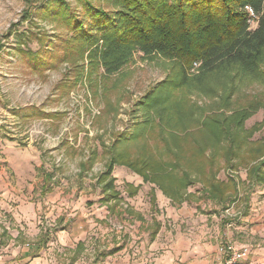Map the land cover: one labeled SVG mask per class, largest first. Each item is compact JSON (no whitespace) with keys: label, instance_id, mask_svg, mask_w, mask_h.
Here are the masks:
<instances>
[{"label":"rangeland","instance_id":"1","mask_svg":"<svg viewBox=\"0 0 264 264\" xmlns=\"http://www.w3.org/2000/svg\"><path fill=\"white\" fill-rule=\"evenodd\" d=\"M59 1L0 0V152L6 148L8 157L31 158L36 166L34 178L22 184V199L0 211V257L10 260L0 264H30L15 259L21 249L34 250L25 245L43 242L39 252L50 264L76 263L84 248L69 255L56 241L59 232L74 225L87 227V233L79 237L88 249L92 245L97 248L110 228L124 243L134 241L135 245L143 235L150 240L162 223L163 213L170 215L171 211L175 216L172 209L187 202L197 205L201 216L209 209L219 215L223 206L204 196L200 177L208 173L220 180L234 177L241 182L250 166L263 160L258 148L264 143V109L246 122L243 135L248 144L232 161L235 168L231 171L225 152L211 148L214 142L201 126L205 118L223 114L220 97L191 88L201 75V64L187 70L183 87L180 64L141 52L120 72L108 76L95 64L97 59H91L90 52L82 51L81 44L72 39L61 18H51L49 10L59 6ZM65 1L81 21V5L77 0ZM97 2L92 1L94 5ZM218 81H205L204 89L218 86ZM178 84L181 87L177 88ZM236 84L225 114L229 116L254 101L264 107V83L246 80ZM159 100L169 101L164 118L176 117L180 104L184 114L181 122L174 118L171 125L160 123L163 117L157 115L161 114L150 109ZM227 146L226 142L222 145L223 149ZM147 160L163 166L158 185L153 183L158 175L152 168V182H147L133 169L119 167ZM110 166L111 178H116V189L122 196L117 205L104 203L113 195L103 193L110 179L102 182V177ZM128 170L130 178L119 173ZM9 172L13 177V171ZM45 173L52 177V192L43 196L38 191V197H30L27 185L34 181V192L37 186L40 189ZM174 179L194 183L187 190L191 199L172 201L163 192L166 187L179 198L167 185L172 182V188H178ZM128 181L135 186L141 183L140 193L132 199ZM240 188L242 197L252 192L242 184ZM87 255L92 254L83 256L88 261Z\"/></svg>","mask_w":264,"mask_h":264},{"label":"trees","instance_id":"2","mask_svg":"<svg viewBox=\"0 0 264 264\" xmlns=\"http://www.w3.org/2000/svg\"><path fill=\"white\" fill-rule=\"evenodd\" d=\"M92 1L77 0L83 9L81 21L65 0H60L59 6H52L49 13L53 19L61 18L72 39L81 44L82 51L90 52L91 59H97H93L95 64L108 76L120 72L135 53L141 52L147 57L159 56L180 64L183 87L187 82V70L196 63L201 64V75L191 88L195 86L203 93L220 97V110L223 111L218 116L205 118L201 126L214 142V145L210 143L211 148L225 152L226 165L233 171L232 161L248 144L243 135L245 124L264 107L260 101H254L229 116L224 111L230 105L236 83L246 80L264 83V0H97V6ZM246 7L257 15L254 29ZM213 78L219 79V85L205 90V81ZM181 86L178 84L177 88ZM166 100H159L150 108L161 114L158 118L166 111L169 102ZM176 110V117H163L160 123L171 125L174 118L181 122L184 114L180 104ZM225 142L230 145L227 149L222 147ZM258 149L263 160L250 166L247 181L264 185V143ZM126 165L147 182H152L149 177L152 168L158 175L153 183L159 184L157 179L163 166L148 160ZM112 172L113 166H110L102 177V182L110 179L105 192L113 194L105 199L106 203L111 199L119 200L120 196L114 192ZM174 180L178 188H172V182L167 185L179 195L178 199L160 186L172 201L183 202L184 197L188 198L185 192L194 183ZM199 182L204 187V196L221 204L224 210L237 201L239 184L234 177L222 181L207 173Z\"/></svg>","mask_w":264,"mask_h":264},{"label":"crops","instance_id":"3","mask_svg":"<svg viewBox=\"0 0 264 264\" xmlns=\"http://www.w3.org/2000/svg\"><path fill=\"white\" fill-rule=\"evenodd\" d=\"M1 150L0 211L5 210L11 203L14 204L22 199V184L27 178L32 180L36 171V166L32 163L31 158L27 159L20 155L8 157L6 148ZM37 167H39L38 164ZM119 167L130 169L127 165H119ZM9 170L13 171V177L9 176L11 175ZM129 172V170L119 171L120 174L130 178ZM218 179L220 180V178ZM237 181L239 184L237 201L226 210L223 209L221 214L212 213V209H209L204 217L199 215L197 205L193 207L188 202L184 203L179 208L172 209L175 216L171 211L170 215L163 213L162 219L159 220V223H162L153 232L151 239L148 240V237L143 235L141 241L136 242V246L134 241L125 243L121 241L118 232L110 228L106 230L107 237H102V240L98 241L97 248L92 245L87 249L79 236L84 235V232L87 233L88 229H86L87 227L83 229V226L80 225H74L72 229L59 232L56 241L58 240L59 245L67 249L69 255L83 248L84 255L92 254V256L87 255L88 261L83 258V255L77 259L76 263L74 261L72 264H216L224 259L221 249L228 245L237 249L250 248V257L242 264H264V185L251 183L247 181V178L241 182ZM30 182L32 183L27 185L30 197H38V191L43 196L52 192L50 189L52 177L47 173L40 183V189L37 186L35 192V183L34 181ZM115 183L114 192L119 194V200H122ZM128 183V196L132 199L139 192L137 189L141 183L136 186L132 185L130 181ZM241 184L252 192H248L242 197ZM134 188L136 189L131 191ZM103 193L107 194L105 191ZM185 196L190 199L193 197L188 194V191L185 192ZM157 198H159L158 195ZM119 200L111 199L109 203H104L117 205ZM110 205L109 210L111 209ZM129 206V204L125 205L126 210L129 209ZM127 212L129 216L133 215L130 209ZM165 212H168V209ZM137 218L143 220L140 215ZM77 239L80 241L77 242ZM13 241L11 240V242ZM43 243L32 246L25 245V248H34L32 251H36L32 252L27 249L22 251L21 249L19 258L15 261L21 263V260H25L30 264H50L46 256L39 252L44 247ZM22 252L25 253L22 254ZM102 253L103 255H101ZM9 261L7 257H0V262L8 263ZM66 262L69 264L70 260H66Z\"/></svg>","mask_w":264,"mask_h":264},{"label":"built area","instance_id":"4","mask_svg":"<svg viewBox=\"0 0 264 264\" xmlns=\"http://www.w3.org/2000/svg\"><path fill=\"white\" fill-rule=\"evenodd\" d=\"M246 11L250 16V23L252 27L253 25L255 26L256 20L258 19L257 15L250 7H246ZM221 252L224 256V259L216 264H242L248 260L251 254V250L249 247L237 249L232 245L224 247L223 249H221Z\"/></svg>","mask_w":264,"mask_h":264}]
</instances>
